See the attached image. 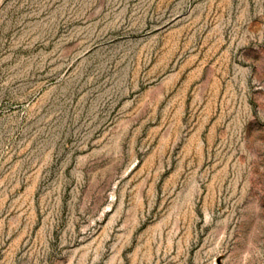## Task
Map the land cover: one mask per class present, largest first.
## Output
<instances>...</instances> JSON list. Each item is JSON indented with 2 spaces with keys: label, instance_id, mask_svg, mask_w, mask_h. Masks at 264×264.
Wrapping results in <instances>:
<instances>
[{
  "label": "rangeland",
  "instance_id": "obj_1",
  "mask_svg": "<svg viewBox=\"0 0 264 264\" xmlns=\"http://www.w3.org/2000/svg\"><path fill=\"white\" fill-rule=\"evenodd\" d=\"M0 264H264V0H0Z\"/></svg>",
  "mask_w": 264,
  "mask_h": 264
}]
</instances>
